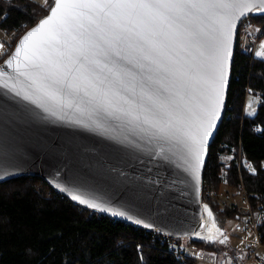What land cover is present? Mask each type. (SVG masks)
I'll list each match as a JSON object with an SVG mask.
<instances>
[{"label": "snow or ice", "instance_id": "snow-or-ice-1", "mask_svg": "<svg viewBox=\"0 0 264 264\" xmlns=\"http://www.w3.org/2000/svg\"><path fill=\"white\" fill-rule=\"evenodd\" d=\"M251 11L264 12V0H55L51 14L20 39L6 64L15 61L17 76L57 102L83 91L110 103L109 92L117 95V88L135 93L140 76L143 123L183 146L198 180L206 138L223 105L236 24ZM145 70L158 75H142ZM209 232L204 239L220 229L213 222Z\"/></svg>", "mask_w": 264, "mask_h": 264}, {"label": "water", "instance_id": "water-1", "mask_svg": "<svg viewBox=\"0 0 264 264\" xmlns=\"http://www.w3.org/2000/svg\"><path fill=\"white\" fill-rule=\"evenodd\" d=\"M54 3L0 61V70L6 73L0 77V183L22 175L39 176L72 202L115 220L179 240L198 237L212 220L202 202L204 169L224 117L239 25L243 19L264 12L251 11L237 21L223 105L211 136L206 138L197 180L183 146L161 138L143 123L140 76L135 93L117 88V95L109 92L110 103L83 91L57 102L41 97L30 80L17 76L15 61L12 67L6 64L15 55L20 39L51 14ZM142 75L156 78L158 74L145 70ZM137 115L140 120L134 119ZM73 195L109 210L88 207ZM118 212L126 215L114 214Z\"/></svg>", "mask_w": 264, "mask_h": 264}, {"label": "trees", "instance_id": "trees-1", "mask_svg": "<svg viewBox=\"0 0 264 264\" xmlns=\"http://www.w3.org/2000/svg\"><path fill=\"white\" fill-rule=\"evenodd\" d=\"M51 5L34 0H0V27L15 34L3 58ZM250 19L261 27L259 37H263L264 15H251ZM249 91L260 97L254 114L244 112ZM238 150L250 169L239 167ZM228 154L233 157L223 162L221 156ZM263 160L264 58L253 56L252 45L240 51L237 43L224 117L209 147L203 177V205L221 227L227 219L241 214L217 201L222 183L235 187L242 181L251 208L264 212ZM258 235L264 243V217ZM168 241L153 230L72 202L39 176L22 175L0 183V264H194L193 257L180 258L169 251ZM189 243L192 247L220 248L217 241L203 237H190ZM225 252L239 261L244 258L235 249Z\"/></svg>", "mask_w": 264, "mask_h": 264}, {"label": "rangeland", "instance_id": "rangeland-1", "mask_svg": "<svg viewBox=\"0 0 264 264\" xmlns=\"http://www.w3.org/2000/svg\"><path fill=\"white\" fill-rule=\"evenodd\" d=\"M34 1L40 4H43L45 6H49L50 4H52L51 2L52 0H34ZM257 27H258L257 24L253 23L251 31L254 33L257 30ZM14 36L15 34L13 31L8 32L0 27V45L3 46V47H0V60L3 59V56L6 54L8 49H10V47L13 45V39L15 38ZM255 41H256L254 43L255 53L257 54L258 52L264 51V49H262L261 47L262 45H264V36L259 37V34H258ZM251 44L253 45L252 40H248L246 42L245 48H247L248 50L249 48L248 46ZM239 50L243 51L240 49V47H239ZM259 102H260L259 95L252 91H249L246 95L244 112L247 114H254ZM239 153L240 151L238 150V153H237L238 162L240 160L241 165H246L250 169L251 166L249 165L247 160L242 155L239 157ZM232 157H233V154L223 155L221 156V160L223 162H226V161H229ZM263 164H264V160H263ZM216 195H218L217 201L220 203L222 207H231V208L233 207V209L240 211L241 214L239 217L227 219L225 224L222 227L218 225L219 223L217 222V220L214 221L212 219L211 221L207 222L208 228L202 233L200 232L199 235H196V236L207 237L211 235L212 233L209 232V228L214 222L215 226L220 229V233L216 234L215 237L211 239L210 241H220V240H223L225 237L227 238V240L224 239L225 242L223 244L222 243L221 245L218 244V246L220 247L219 249L192 247L189 243V240H190L189 237H183L179 241L181 242L183 249L186 255L188 256H191L196 259H200V257L205 256V254H209L213 258L212 260L213 262L210 264H231L233 260L236 258L232 257V254L226 253L225 250L235 249L243 253L244 257H246L249 252H251L254 248L257 247L258 239L256 237L254 230L249 226H245V219H246L245 216L247 212L246 200H244L243 198L244 196L242 193H240L239 188L237 186L230 187L227 184L222 183ZM225 195H229L230 197L229 196L226 197ZM233 202H235L236 204ZM206 215L207 213L205 212L204 217H206ZM257 256L264 259V246H261L260 248H258ZM248 262H249L248 264H259L260 263L258 259L256 258L250 259ZM196 264H202V263L197 262Z\"/></svg>", "mask_w": 264, "mask_h": 264}, {"label": "built area", "instance_id": "built-area-1", "mask_svg": "<svg viewBox=\"0 0 264 264\" xmlns=\"http://www.w3.org/2000/svg\"><path fill=\"white\" fill-rule=\"evenodd\" d=\"M252 25H253V22L251 21L250 17L243 19L239 25V33H238L237 43H238V46L240 47V49L243 51L247 50V48H245V45H246V42L248 40H252L253 44L256 42L255 39L261 30V27H257V30L253 33L251 31ZM245 40H246V42H245ZM244 42H245V44H244ZM252 47H253V45H252ZM241 155H242V153L240 152L239 157ZM240 166H241V162L239 160V167ZM237 187L239 188L240 193L243 194L244 200H246L247 212H246V216H245L246 217L245 226H249L254 230L256 237L258 239V244H257L256 248H254L251 252L248 253V255L246 257H244L242 259V261L234 259L231 264H248L249 263L248 261L250 259H254V258L258 259L259 262H263L264 259L257 256V250L261 246H264V243L261 242L260 237L258 235V225H259L260 221L262 220V218L264 217V212L263 211H257L256 212L251 208L249 201H248V198H247V191H246L242 181H240L238 183ZM225 196L228 197L229 195H225ZM233 203H235V202H233ZM157 234H159V233H157ZM159 235H161L163 237V239L166 238V240L167 239L169 240L168 241V250L169 251H171L172 253H174L175 255H177L180 258H182V257H184V255H186L181 242L178 241L177 238H174L172 236L163 235V234H159ZM212 260H213V258L209 254H205V256L200 257V259L193 258L194 264H196L197 262H201L202 264H210L213 262Z\"/></svg>", "mask_w": 264, "mask_h": 264}, {"label": "crops", "instance_id": "crops-1", "mask_svg": "<svg viewBox=\"0 0 264 264\" xmlns=\"http://www.w3.org/2000/svg\"><path fill=\"white\" fill-rule=\"evenodd\" d=\"M254 45H255V44H253V47H252V53H253V56H258V55L255 53ZM258 57H262V58H264L263 56H258ZM232 257H233V256H232Z\"/></svg>", "mask_w": 264, "mask_h": 264}]
</instances>
